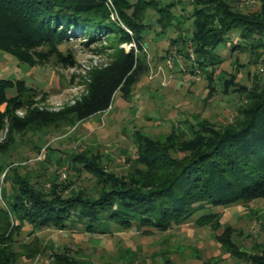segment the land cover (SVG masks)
Instances as JSON below:
<instances>
[{"label": "rangeland", "instance_id": "obj_1", "mask_svg": "<svg viewBox=\"0 0 264 264\" xmlns=\"http://www.w3.org/2000/svg\"><path fill=\"white\" fill-rule=\"evenodd\" d=\"M227 1L241 11L253 12L252 15L260 9L258 0ZM191 10L190 0L176 3L172 10L176 19L165 29L157 22V12L147 10L148 25L141 50H137L134 42H120L119 33L105 31L98 33L94 41H89L84 33L68 31L69 37L58 48L71 54L72 63L46 53L41 47H33L26 51L34 60L29 64L0 48V70L3 66L17 65L23 70L42 69L44 73L42 81L28 74L20 78L30 88L25 94L28 100L11 108L0 128V145L5 146L0 152V163L6 165L1 172L0 192L4 185V190L14 191L12 196H8V191L3 193L7 203L14 199L18 176L28 178L35 188L45 191L56 182L63 195L78 188L93 197L103 192L106 187L97 184L93 174L67 161L70 154L79 151L99 154L104 168L114 176L141 182L146 166L135 161L133 131L139 129L158 139L170 154L178 156L190 149L185 143L169 139V135L178 133L181 140L187 141L194 137L198 123L219 127L233 119L237 108L247 103L243 101L245 95L222 93L225 78L233 80L232 86L237 89L240 85L262 86L264 46L253 52L247 46L233 51L220 45L214 50L220 63L209 65V69L204 66L198 73L196 67L191 75L187 71L190 61L179 55L178 45L170 44L172 38L190 34ZM110 21L131 34L115 10ZM228 36L234 38L235 33ZM131 48L137 51L146 68L128 97L117 91L107 110L58 130L51 124L39 128L29 125L22 133L10 131L12 115L24 119L33 108L59 112L81 99L88 92L92 73L107 66L117 50ZM1 204L8 205L4 201ZM211 209L218 214L212 223L198 224L199 214H195L165 230L135 225L120 228L110 223L106 231L98 232L85 230L76 221L60 228L36 227L27 219L12 220L10 231L1 235V246L9 252L12 264H52L57 254H67L79 264H250V257L264 248V198ZM226 230L231 233L230 246L220 239Z\"/></svg>", "mask_w": 264, "mask_h": 264}, {"label": "trees", "instance_id": "obj_2", "mask_svg": "<svg viewBox=\"0 0 264 264\" xmlns=\"http://www.w3.org/2000/svg\"><path fill=\"white\" fill-rule=\"evenodd\" d=\"M178 1L181 0H0V48L29 64L34 60L26 51L33 47H41L46 53L72 63L71 54L58 48L69 33H84L89 41H94L98 33L105 31L119 33L120 42H134L141 50L148 25L147 10L157 12V22L165 29L176 19L172 10ZM258 1L260 9L252 15L253 12L241 11L227 0H190V34L172 38L170 44L178 45L179 55L190 61L187 71L191 75L196 67L209 69V65L220 63L214 53L220 45L233 51L246 46L253 52L263 49L264 0ZM113 10L131 34L110 21ZM232 32L234 38L228 36ZM145 68L146 63L133 48L119 49L107 66L92 73L88 92L81 99L59 112L33 108L24 119L12 115L10 131L22 133L29 125L39 128L51 124L58 130L103 112L110 107L117 91L128 97ZM232 85L235 82L225 78L222 93L245 95L243 101L247 104L237 108L231 121L219 127L198 123L199 129L187 141L181 140L178 133L169 135V139L185 143L189 153L174 156L158 139L139 129L133 131L135 161L146 166L141 182L114 176L104 168L99 154L85 151L70 154L67 161L77 169L87 170L97 184L106 187L95 197L86 195L83 188L63 195L56 182L45 191L35 188L28 178L18 176L14 201L6 207L0 205V264H12L9 252L1 246V235L9 230L12 220L27 219L36 227L60 228L76 221L85 230L98 232L106 231L110 223L120 228L135 225L165 230L195 214H199L198 224L212 223L218 214L211 208L264 198V84L251 88L240 85L238 89ZM211 87L214 91L213 83ZM29 90L23 79L0 78V128L8 111L28 100L25 94ZM2 147L5 146L0 145V152L4 151ZM135 170L140 171L137 167ZM230 235L226 230L220 236L226 246L233 244ZM260 251L250 257V264H264V248ZM57 255L52 264L78 263L67 254Z\"/></svg>", "mask_w": 264, "mask_h": 264}, {"label": "crops", "instance_id": "obj_3", "mask_svg": "<svg viewBox=\"0 0 264 264\" xmlns=\"http://www.w3.org/2000/svg\"><path fill=\"white\" fill-rule=\"evenodd\" d=\"M32 75L33 78H35L38 81H42L43 78V70L42 69H38V70H30V69H26L23 70L20 66H13V67H8V66H3V68L0 70V78H4V77H12L9 79H20L21 77H23L24 75ZM6 165H4L3 163H0V177H1V172L4 171ZM5 183H3L4 185ZM5 185L2 188V191L0 192V205L1 203L4 201L6 204H8V200L4 197V192L8 191V196H12L13 192H11L10 189L8 190H4ZM9 188H11V186L9 185ZM11 193V194H10ZM15 194V193H14ZM14 199L12 198V200L10 202H13Z\"/></svg>", "mask_w": 264, "mask_h": 264}, {"label": "built area", "instance_id": "obj_4", "mask_svg": "<svg viewBox=\"0 0 264 264\" xmlns=\"http://www.w3.org/2000/svg\"><path fill=\"white\" fill-rule=\"evenodd\" d=\"M249 2H252V1H249ZM249 2H247V4H249ZM188 51H189L190 56L193 57V51H192V48L191 47L188 48ZM170 59L173 60V57H171ZM168 62H169V59H168ZM198 72H199V69H196V73H198Z\"/></svg>", "mask_w": 264, "mask_h": 264}]
</instances>
